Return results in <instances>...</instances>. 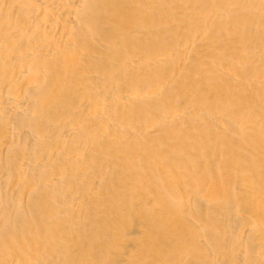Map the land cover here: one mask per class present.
<instances>
[{"label": "bare ground", "instance_id": "6f19581e", "mask_svg": "<svg viewBox=\"0 0 264 264\" xmlns=\"http://www.w3.org/2000/svg\"><path fill=\"white\" fill-rule=\"evenodd\" d=\"M0 264H264V0H0Z\"/></svg>", "mask_w": 264, "mask_h": 264}, {"label": "rangeland", "instance_id": "374dc122", "mask_svg": "<svg viewBox=\"0 0 264 264\" xmlns=\"http://www.w3.org/2000/svg\"><path fill=\"white\" fill-rule=\"evenodd\" d=\"M137 215L140 217V216H142L143 215V213H141V215L140 214H136V216L135 217H137ZM136 219V218H135ZM138 219V218H137Z\"/></svg>", "mask_w": 264, "mask_h": 264}]
</instances>
